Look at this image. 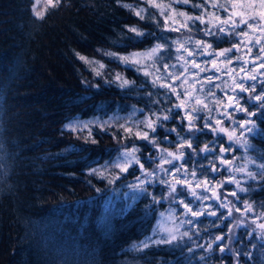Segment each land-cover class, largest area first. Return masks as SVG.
Returning <instances> with one entry per match:
<instances>
[{
    "label": "trees",
    "instance_id": "1",
    "mask_svg": "<svg viewBox=\"0 0 264 264\" xmlns=\"http://www.w3.org/2000/svg\"><path fill=\"white\" fill-rule=\"evenodd\" d=\"M154 2L171 5L164 9L167 26L165 16L151 6V0H62L58 8L48 9L43 19L32 11L35 0H0V264H236L233 253L242 247L237 241L232 240L230 245L223 243L231 250L225 253L215 245L208 253L195 243L197 236L201 242L227 234L225 210L216 204L210 209L217 216L223 213L220 219L202 215L192 224H181L179 218L164 222L162 216L173 208L161 200L165 184L154 179L145 185L148 194H141L130 187L137 184V177H142L140 166L134 164L123 173L115 166L121 162L122 152L136 146L140 149L136 155L145 170L157 169L161 154L148 141L138 139L136 132L146 130L140 123L145 116L168 108L179 112V116L164 121L166 128L179 125L185 110L200 109L195 124L203 133H196L198 140L193 141L196 151L185 148L183 167L175 164L180 168V183L199 185L206 180L205 184L210 185L218 180L229 181L232 176L244 181L246 177L236 169L245 164L246 157L254 161L247 166L253 173H258L257 166L264 163V118H249L241 110L256 112L254 105L258 102L251 96L264 88L260 83L264 81V69L259 68L260 62L253 57L254 53L260 54L258 48L248 54L253 60L245 62L243 69L246 77L256 75L257 80L234 78L227 86L229 77L223 78L216 72L230 75L222 70L225 56L216 54L237 44L238 36L231 37L230 33L205 36L199 20L188 21L189 27L185 28L187 17L179 13L207 16L209 6L202 0H189L187 4L182 0ZM194 4L201 6L193 7ZM139 9H145L144 19L136 15ZM129 28L154 35L135 37ZM157 36L166 38L169 46L159 53L158 63L144 56L137 64H126L109 55L128 57L131 53H147L156 44L164 43ZM185 37L211 45L209 59L194 51L193 58L185 63L183 53L176 51ZM253 62L256 67H252ZM165 63L178 67L171 69L172 78L157 80L168 76L163 68ZM117 75L135 82L134 87H121ZM241 82L248 91L237 89ZM161 83L172 88L160 87ZM253 84L255 93L251 92ZM201 88L203 91H199ZM225 96L243 112H232L234 121H257V127L246 137L248 148L234 147L212 130L216 125L229 124L220 107ZM205 101L208 107H204ZM206 122L210 125L207 128ZM187 124L185 117L184 133ZM66 125L75 126V130ZM125 128H131V133ZM164 136V130L158 129V139L163 140ZM168 139L171 143L159 146L176 151V134L172 133ZM205 144L213 151L198 155ZM221 147H230L224 159L232 161L228 166L231 171L220 163ZM210 162L219 170L212 172ZM94 169L96 174H92ZM193 169L197 173L195 179ZM117 176L119 179H114ZM168 176L176 182L171 174ZM225 185L230 194L238 191L235 183ZM242 186L249 191L239 192V200L230 195L226 205L232 208L247 202L256 213L264 211L261 208L264 180L258 176ZM182 191L179 196L192 211L206 212V205L201 207L199 201L187 200V193ZM153 195L161 202L153 203ZM170 226L179 227L181 233L188 231L191 239L184 237L179 241L180 247L167 244H151L142 250L135 247L148 237L159 239L165 234L163 229ZM193 226L197 232H193ZM236 236L245 237L243 251L252 253L251 259L242 257L240 264H264V243L255 238L248 243L244 229L238 230ZM252 244L257 246L253 248ZM189 248L194 251L189 252ZM202 256L208 259L201 260Z\"/></svg>",
    "mask_w": 264,
    "mask_h": 264
},
{
    "label": "snow or ice",
    "instance_id": "2",
    "mask_svg": "<svg viewBox=\"0 0 264 264\" xmlns=\"http://www.w3.org/2000/svg\"><path fill=\"white\" fill-rule=\"evenodd\" d=\"M183 3L187 4L189 3V0H182ZM39 3V0H37V4L33 5L32 11L34 13V15L38 18V19H43L45 16V13L47 12L48 9L51 8H58L61 3L62 0H45V11H37V5ZM202 3L204 5H207L209 3V0H202ZM125 7H130L129 5H124ZM151 6L152 7H156L160 10V14L165 16V25L167 26L168 23V19H167V14L164 11L165 8H170L171 5H166V6H162L160 4H156L154 2V0H151ZM201 5H193V7H200ZM212 7L214 8H219L222 9L226 12L229 13V16L227 19H222L220 17H216L217 20H220L221 23L220 25L217 27V31L221 34H228L226 32V28L224 27V25H229L231 30L240 28L241 25H244L247 27V29H249V31H244L243 28H240V32L235 33L236 35H242L244 37H248L247 41H241V44L244 45V47H246L247 52L249 54L252 53L253 51V46H256L259 49V53H264V0H248V2H241V3H235V2H229V3H212ZM238 9V11H237ZM259 9V11H258ZM144 12L145 9H139L136 11V15L140 16L141 19H144ZM180 16H186L187 19L184 23V27L187 28L189 27L188 25V21H192L195 22L196 20H199L201 24H205L208 25L210 22L205 20L204 15L201 16H196V17H192V16H187L186 13H179ZM212 15H215L214 13ZM215 26V25H213ZM166 30H178V29H166ZM128 31L133 32L135 34V37H141V38H146L147 36L150 35H154L153 33H145L140 31L137 28H129ZM204 34L205 35H214L215 33H213L211 31L210 27H206L204 30ZM156 39H160L163 40L164 43L161 44H156L152 49H150L147 53H131L129 54L128 57H124V56H118L116 53H109V55L113 56L116 59H119L120 61L128 64V63H132V64H137L139 62V59L143 58L144 56H147L148 58L152 59L154 62H159L160 60V56L159 53L162 50L167 49L169 46L167 44V40L164 37H155ZM129 39H132L131 37ZM173 43H180L179 41H173ZM187 43H190V41L185 42L184 44H181L180 47L177 48V53H181V51H186L188 53L189 57L193 56V51L189 50L185 45ZM196 46H197V50L200 47H207L210 48L211 45L206 44L203 41L197 40L195 42ZM233 48H237L238 49V45H233ZM232 49H225L224 51L217 53L216 55L218 56H226L227 53L231 52ZM171 58V57H169ZM81 59H84L83 57H81ZM181 56L178 55L177 56V60H180ZM255 60H259V68L264 69V55L261 54H257L255 57ZM185 63H187V61H185ZM229 63H231V60H229ZM101 67H103V65H101ZM178 65L177 64H172L169 65L167 63H165L163 65L164 71L168 73L167 77H157V80H161V79H169L172 78L173 73L171 72V69L177 68ZM252 67H256L255 62H253ZM205 69H200V71H204ZM157 71H160V69H157ZM185 72L188 71L187 68L184 69ZM146 75H148V73H145ZM195 75V74H193ZM178 78V77H177ZM249 79L255 81L257 80V76L256 75H252L250 77H248ZM117 81L120 82V86L121 87H125V88H132L135 85V82H130L127 79H121L119 75H117L116 77ZM154 85L156 83V81H153ZM262 85H264V81L260 82ZM160 87H167L169 89L172 88L171 85H167L164 83L160 84ZM241 91H248L249 89L245 88L243 86V83L241 82ZM199 91H203V88L199 89ZM210 91V90H209ZM251 92L255 93L256 92V85L253 84L251 86ZM173 93L176 94L174 92L173 89ZM211 95L214 96V93H210ZM151 95V94H149ZM177 98H179V94H177ZM251 99H254L255 101L258 102V105H254L255 107H257V111L256 112H251L248 111L247 109H241L242 111L246 112V115L251 118L254 116H260L261 118H264V88L261 89V92L259 94H256L254 96H251ZM155 103V102H154ZM197 103L199 104L200 101H197ZM175 107L179 108L180 105H176ZM204 107H208L207 101L204 102ZM211 111V109H209ZM200 109L196 108L194 109L192 112H188L187 110H185V117H187L188 119V124H187V133H184V125H183V120L185 117H181V123L175 127H171V128H166L164 126V121H171L173 120L176 116H179V112H173V110L171 108L165 109L163 110V112H161L160 110H157V112H151L148 116H145V119L143 121H140L141 124L144 125V128L146 129L145 131H137L136 132V136L138 139H142V140H146L148 141L150 144H152L153 146L156 147L157 151L161 154L160 155V160H161V164L158 165L157 169L149 172L145 170L144 164L141 163V159L139 156L136 155L137 152L140 151V149L136 146H133L130 150H126L124 152L121 153V162L117 163L115 166L118 167L120 169V172H126L128 171V168L131 167L134 164H138L140 166L141 169V173H142V177H137V184L135 185H130V187H132L134 190L139 191L141 194H148L147 193V188L145 187L146 184H150L153 182L154 179H159L161 183L165 184L169 191H168V196L165 197L163 194H161V200L162 199H167L169 197H173V196H178V195H182V192L178 191L177 188V184H179L181 182L180 179V168H177L174 161L176 160H183V158L185 157L186 153L184 151L185 148L188 149H192L193 152L196 151V146L194 145L193 141L194 140H198V136L196 135V133H203V129L196 127L195 121L198 117V113H199ZM217 124H219V121H217ZM209 123H205L204 127L207 128L209 127ZM66 127H70L72 128V130H75V126L72 125H66ZM257 127V121L256 120H252V119H248L246 121H244L243 123L239 124V128L241 129V137L244 136L245 132L251 133L253 132V130ZM158 129H163L165 132V136L163 138V140H159L158 139ZM213 131H216L215 128L212 129ZM126 132L131 133V128H125ZM235 130H233L234 133ZM153 134V135H150ZM175 133L176 137L178 138V147H177V151L174 152H170L167 151L164 148H161L159 145L160 143L163 142H168L171 143V141L168 139V137L172 134ZM188 133H191L192 135H188ZM233 139V136L230 135L229 136V140L231 141ZM95 142V141H93ZM241 143V145L245 148L250 147V145L248 144L247 139H243L239 141ZM230 150L226 149L224 147L220 148V163L221 164H228L231 165L232 161H228L224 159V153L226 151ZM213 151V148L210 147L209 144H205L203 148L199 149V152L197 153L198 155L201 153L204 154H208L211 153ZM205 158H207L205 156ZM151 159V158H149ZM246 162L243 166L239 167L236 169V171L242 173L245 177L246 180L244 181H240L237 180L234 176L229 178V182L230 183H235L237 185V189L238 191H233L231 193L232 196L237 197V200L240 199L239 197V192H247L249 191L248 188H245L242 186L243 183H246L247 180H256L257 177L259 176V178L261 180H264V163L259 164L257 167L260 169V171L258 173H253L252 171L247 170V166L250 163H254V161H252L249 158H245ZM164 164H170L172 165L171 168H165ZM181 167H183V165H181ZM212 170V172H216L219 170L218 166L215 165L214 163L209 164V166ZM173 169H175V172H173ZM97 170H93L92 174H96ZM205 171H207V169H205ZM171 174L173 176V179L176 180V183H170L168 180H165L163 177L167 176ZM192 177L195 179L197 176L196 170L193 169L192 170ZM149 177L153 178V179H148ZM184 180L186 181L187 178V170H185L184 172ZM114 179H119V177H115ZM110 183H112V181H109ZM205 183H207V181L205 180ZM198 186V185H197ZM97 191H100V189H97ZM191 195L196 197L197 199H209L208 197H201V196H197V193L195 191L191 192ZM153 203H160L161 200H157L155 195H153ZM218 198V197H217ZM181 205L184 206V208L192 213L193 217L196 216H200V215H210V216H217V212L216 211H207V212H203V211H192L191 208H189L188 204H186L184 202L183 199L178 201ZM229 204H232V202H229ZM221 207H226L227 205L221 203L220 205ZM261 208L264 209V205H261ZM236 211H240L239 208H236ZM232 214V208L229 207V216H231ZM250 214H251V218H250ZM223 217V213H220L219 216H217V219H220ZM249 224H245V221H249ZM181 224L183 223H188V224H192L193 221L191 220H183L180 222ZM212 223H215V221H212ZM251 225H254L255 227L252 228V230H249V227ZM243 227L245 232L247 233V238H248V243H252V238H255L256 240L262 241L264 242V211H261L259 213H256L254 210V207L252 204L249 203H245V209L242 213V219L239 220L236 224L233 225V228L229 229V233H232L231 239L237 241L238 243H240L242 245V247L240 249H237L233 255L236 258V264H240V261L242 259V257L247 256L248 259L252 258V253L251 252H247L245 253L243 251V241L245 239V237L243 236H236L234 233V229L236 228H241ZM164 231V235L160 236L159 239H153L152 237H148L146 238L145 241H141L139 245H136L135 247L142 249L148 248L150 247L151 244H156V245H175L176 247H180L179 241L182 240L184 237H188L189 239H191L189 232L185 231V232H180L179 227L174 228V229H168L165 228L163 229ZM225 240V236L223 235H218L215 237V240L212 241L211 243H208L206 246L205 245H197L198 248L203 249L205 252L211 253L213 251V246L215 245L216 247L219 248L221 253H225V252H229L231 251L227 245L223 244V241ZM219 242V243H217ZM257 245L256 244H252V247L255 248ZM189 252H193L194 250L192 248L188 249ZM208 257L206 256H202L201 260H207Z\"/></svg>",
    "mask_w": 264,
    "mask_h": 264
},
{
    "label": "rangeland",
    "instance_id": "3",
    "mask_svg": "<svg viewBox=\"0 0 264 264\" xmlns=\"http://www.w3.org/2000/svg\"><path fill=\"white\" fill-rule=\"evenodd\" d=\"M213 2L220 3V4L229 3V2H235V3L245 2L246 3V2H248V0H210V2L208 3V6H209L208 11H207L208 15L207 16L204 15L205 20L209 21L210 23L208 25L203 24L204 25V29L203 30H205L206 27H210L211 31L213 33L221 34V33H219L217 31V27L220 25L221 21L217 20L216 17H220L222 19H227L228 16H229V13L224 11V10H222V9L212 7V3ZM35 4H37V0H35ZM37 7H38L37 11H40V10L42 12L45 11V0H39V3L37 5ZM237 11H238V9H237ZM258 11H259V9H258ZM213 13L215 15H212ZM201 15H203V14H201ZM213 25H215V26H213ZM224 27L226 28V32L228 34L230 33L231 37H234L236 35L235 33L237 31H239L240 28H243L244 31H249V29H247V27L244 26V25H241L240 28H237V29H234V30H231L229 25H224ZM223 35H227V34H223ZM205 36H208V35H205ZM236 36H238V41H236L237 44H235V45H238V49L237 48H233V45L230 46V47H227V48L224 47V49H232L231 52L226 54V56L223 58V61H222L223 64L225 63V66L223 67L222 70L228 71L230 75H228V73H226V72L219 73L218 71H216L217 74H221V76H223V78L229 77L227 82H226L227 86L230 85V83L232 82V80L234 78H237L240 81H243V80L246 81V82L249 81L248 77H246L244 75V70L243 69H244V66H246V65H244V63L245 62H251L253 60V57L256 56V54L254 53L253 57H248L249 53L247 52L246 47H244V45L241 44V41H247L248 37H244L242 35H236ZM197 40L203 41L201 39H193L191 37H185L184 41H183V44L185 42H187V41H190V43H187L185 46L189 50L193 51V56H194V51H197L196 53L206 55L207 59H209V56L212 53V49L207 48V47H200L197 50V46L195 44V42ZM254 47H256V46H253V48ZM181 52L183 53L184 61H188L189 59L193 58V56L189 57L188 53L186 51H181ZM260 54L264 55V53H260ZM229 60H231V64L228 65V67H226V65L229 64ZM258 62H260V61L258 60ZM213 66H215V69L218 68L217 63H214ZM229 70H233V71L230 72ZM216 72H215V74H216ZM244 84H243V86H244ZM236 87H238L237 88L238 90L241 89L240 85H238ZM236 105H237L236 102H234L230 97H228V96L226 97L225 96V100H224V102H222L220 104V107H221V110H223L222 112L224 113V117L228 118L229 124L227 126L216 125V133L222 135L226 139V142L228 144H231L234 147H242V145H241V143L239 141L245 139L250 133L245 132L244 136L241 137V135H240L241 129L239 128V124L243 123L247 119H242V120H239V121H234L233 120L232 114H231L232 112L237 113V114H242L243 113L242 111H240L238 109V107ZM232 127H233V129H232ZM233 130H235L234 133H233ZM230 135L233 136V139L231 141L229 140V136ZM176 151H172V152L175 153ZM174 163L177 166H180L181 163H182V160H176V161H174ZM167 165L168 166H164V167L165 168H169L170 166H172L170 164H167ZM228 166L229 165L226 164V167H227L226 170L231 171L232 168L228 167ZM165 180H168L170 183H176L174 180L170 179V177L168 175L165 176ZM225 184H227V186H228V185H230V182L229 181H225V180H218L216 183L213 182L210 185L209 184H205V183H200L198 186L197 185H188V184L179 183V184H177V188H178V191H180V192H183L182 190H185V192L187 193V195H186L187 196L186 197L187 200L192 199L193 201H199L201 203V207H202V204L206 205V209H207L206 212L210 211V209L212 210L213 208H215L216 205L221 210H225L226 213L224 215L223 220L226 219L225 220V224L227 223L229 228H228V232H227L226 235H225V233L221 234V235L228 237V239L227 240L225 239L223 241V243L224 244L227 243L228 245H230L233 239H231L232 233H229V229L233 228V225L236 224L239 220L242 219V213H243V211L245 209V205H239L237 207H235V205L232 206V214H231V216H229V206H226V207H221L220 206L221 203L226 205L227 202H228V197L231 195L230 194V190H226V187H225L226 185ZM164 189H165L164 196L167 197L169 189H168V187L166 185H164ZM192 191H195L197 193V196L208 197L209 199H197L196 197L191 195ZM179 200H181V196H179V195L178 196L169 197L167 199H163V202H165L166 204H172L173 205V208H168L166 213H164V215L162 216L164 222L171 223L176 218H179L180 222L185 220V219L188 220L189 218L192 221H196V220L200 219L199 217L202 216V215L193 217L192 213L187 211L184 208V206L181 205L178 202ZM189 208H191V206ZM236 208H239L240 211H236ZM198 211H199V209H198ZM203 216H207V217H210V218L212 217L210 215H203ZM250 218H251V214H250ZM249 223H250V220L249 221H245L246 225L249 224ZM185 224H187V223H185ZM254 227H255L254 225H251L249 227V230H252V228H254ZM192 228H193V232H195V231L197 232V227L196 226H193ZM169 229H173V227L170 226ZM240 229H244V228L241 227V228L234 229L235 235H236V232L238 230H240ZM205 232H207V230ZM195 236H197V235H195ZM196 238L197 239H196L195 243L197 245H205V246L208 243H211L212 241L215 240V237L212 238V239L206 238L204 241L200 242L199 241V237L197 236ZM260 242H262V241H260ZM217 243H219V242H217ZM262 243H264V242H262Z\"/></svg>",
    "mask_w": 264,
    "mask_h": 264
}]
</instances>
